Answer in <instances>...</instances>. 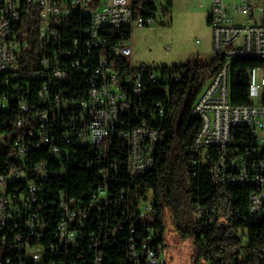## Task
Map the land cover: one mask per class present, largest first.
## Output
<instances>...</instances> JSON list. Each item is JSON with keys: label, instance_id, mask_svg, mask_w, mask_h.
<instances>
[{"label": "built area", "instance_id": "1", "mask_svg": "<svg viewBox=\"0 0 264 264\" xmlns=\"http://www.w3.org/2000/svg\"><path fill=\"white\" fill-rule=\"evenodd\" d=\"M170 1L0 0V127L11 129L0 153L13 135L11 166L0 160V264H167L137 187L160 139L145 117L147 86L165 92L181 71L135 65L132 35L168 24ZM209 23L219 66L191 111L194 163L216 185H253L254 218L264 205V66L248 70L245 105L231 101L232 68L264 61V0H213ZM155 113L165 116L161 102Z\"/></svg>", "mask_w": 264, "mask_h": 264}, {"label": "trees", "instance_id": "2", "mask_svg": "<svg viewBox=\"0 0 264 264\" xmlns=\"http://www.w3.org/2000/svg\"><path fill=\"white\" fill-rule=\"evenodd\" d=\"M172 8V0L169 2ZM219 66L214 57L210 63L195 59L186 65L170 66L181 71L177 83H163L165 92L148 84L146 102L149 112L146 121L160 131L152 170L138 180L140 199L152 196L154 218L144 227H154L159 240L166 242L165 221L183 237L193 241V264H264V205L261 212L252 217L250 211L253 185H216L205 164H196L193 152L194 140L200 121L191 117L193 105ZM264 66L262 60L238 59L232 68L231 101L235 105L250 104L248 95V70ZM170 67H161L166 72ZM5 75L0 74V93ZM165 107V116L154 114L156 103ZM6 130V131H4ZM11 129L0 127V133ZM12 136L6 137V148L0 153L5 166H11ZM48 158L46 152L34 156ZM76 179L89 182L88 172L76 168ZM73 177V176H72ZM74 181V179H72ZM82 183L71 188L74 193L84 189ZM136 207L139 202L135 201ZM207 209L199 215L197 208ZM138 211V210H137ZM143 223L140 224V228ZM167 245V244H166ZM115 256V254H114Z\"/></svg>", "mask_w": 264, "mask_h": 264}, {"label": "rangeland", "instance_id": "3", "mask_svg": "<svg viewBox=\"0 0 264 264\" xmlns=\"http://www.w3.org/2000/svg\"><path fill=\"white\" fill-rule=\"evenodd\" d=\"M212 9L213 0H173L168 24L134 28L133 63L151 67L186 65L195 59L210 63L214 58L213 30L209 23ZM152 203L150 195L140 205L146 219L154 216ZM165 226L166 263L193 264V241L183 237L168 220Z\"/></svg>", "mask_w": 264, "mask_h": 264}, {"label": "crops", "instance_id": "4", "mask_svg": "<svg viewBox=\"0 0 264 264\" xmlns=\"http://www.w3.org/2000/svg\"><path fill=\"white\" fill-rule=\"evenodd\" d=\"M172 2H173V0H172Z\"/></svg>", "mask_w": 264, "mask_h": 264}, {"label": "bare ground", "instance_id": "5", "mask_svg": "<svg viewBox=\"0 0 264 264\" xmlns=\"http://www.w3.org/2000/svg\"><path fill=\"white\" fill-rule=\"evenodd\" d=\"M159 235V234H158Z\"/></svg>", "mask_w": 264, "mask_h": 264}]
</instances>
